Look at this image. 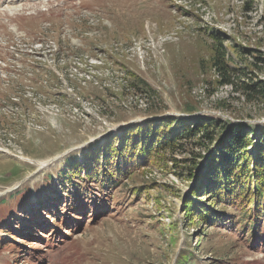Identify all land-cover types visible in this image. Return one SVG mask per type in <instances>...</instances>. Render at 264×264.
<instances>
[{"label":"rangeland","instance_id":"obj_1","mask_svg":"<svg viewBox=\"0 0 264 264\" xmlns=\"http://www.w3.org/2000/svg\"><path fill=\"white\" fill-rule=\"evenodd\" d=\"M25 7L0 16V45L9 35L26 55L7 72L0 61V264H264V211L243 218L201 193L216 223L184 215L217 142L187 137L146 158L117 142L165 117L211 119L216 139L263 128L264 0ZM222 50L237 91L220 84ZM242 83L261 92L251 103ZM107 143L109 158H132L117 187L93 178Z\"/></svg>","mask_w":264,"mask_h":264},{"label":"trees","instance_id":"obj_2","mask_svg":"<svg viewBox=\"0 0 264 264\" xmlns=\"http://www.w3.org/2000/svg\"><path fill=\"white\" fill-rule=\"evenodd\" d=\"M213 59L214 66L221 76V86L235 88L236 84L225 62L224 50L219 55L216 53V57ZM239 89L245 93L248 103L254 101L256 95L261 93L258 91V86L254 84L245 85L242 83ZM235 90L237 91L236 88ZM260 95L264 96L263 93ZM191 119L178 120L173 117H165L157 123L146 122L143 127L137 126L136 131L126 130L125 133L128 136L124 133L122 138H117V142L122 149L129 147L130 154L135 149L141 158H146V154H151L150 152H162L170 149L174 144L177 145L179 140L187 139V137L217 142L206 163L201 166L194 177L190 176L192 179L195 178V185L190 192L191 197L184 200L182 207L184 215L186 214L192 219L199 217L207 223H216L214 218L216 212L196 202L202 193V195H212L214 201L228 199L240 211L243 218H248L252 214L259 220L260 214L264 211V127L255 129L239 126L229 129L225 136L216 139L213 130L215 121ZM224 128L225 126H223ZM137 132L138 134H136ZM136 146L137 148H135ZM110 147L107 143L105 149L107 158H95L93 164L97 171L93 178L95 181H101L102 185L110 181L117 187L114 179L122 178V175H128L127 178L132 177V166L127 164V160L131 161L132 158H119L118 153L112 155L114 158H109L114 151ZM99 155L103 157L102 154ZM104 169H106L105 172ZM192 213H194L193 216H191ZM254 222L252 220V224L250 223L249 226L254 225ZM253 228L255 231L252 228L247 231L250 235L252 231L253 233L257 232V227Z\"/></svg>","mask_w":264,"mask_h":264},{"label":"bare ground","instance_id":"obj_3","mask_svg":"<svg viewBox=\"0 0 264 264\" xmlns=\"http://www.w3.org/2000/svg\"><path fill=\"white\" fill-rule=\"evenodd\" d=\"M43 164H41V166H42ZM11 189H12V187H10V188H8L7 190H6V192H11Z\"/></svg>","mask_w":264,"mask_h":264}]
</instances>
